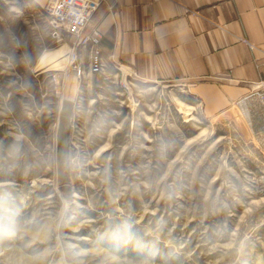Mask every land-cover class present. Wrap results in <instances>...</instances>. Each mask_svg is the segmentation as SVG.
I'll return each mask as SVG.
<instances>
[{
    "label": "rangeland",
    "instance_id": "rangeland-1",
    "mask_svg": "<svg viewBox=\"0 0 264 264\" xmlns=\"http://www.w3.org/2000/svg\"><path fill=\"white\" fill-rule=\"evenodd\" d=\"M48 33L0 0V264H264V132Z\"/></svg>",
    "mask_w": 264,
    "mask_h": 264
},
{
    "label": "crops",
    "instance_id": "crops-1",
    "mask_svg": "<svg viewBox=\"0 0 264 264\" xmlns=\"http://www.w3.org/2000/svg\"><path fill=\"white\" fill-rule=\"evenodd\" d=\"M26 1L47 9L52 0ZM89 27L106 60L136 81L179 87L212 124L228 114L264 132L263 107L238 105L252 92L243 82L264 79V0H102Z\"/></svg>",
    "mask_w": 264,
    "mask_h": 264
},
{
    "label": "built area",
    "instance_id": "built-area-1",
    "mask_svg": "<svg viewBox=\"0 0 264 264\" xmlns=\"http://www.w3.org/2000/svg\"><path fill=\"white\" fill-rule=\"evenodd\" d=\"M101 3L102 0H52L47 9H34L47 24L51 41L69 46L70 50L66 55L69 71L80 80L87 76L106 75L110 69L123 72L120 66L109 63L104 57L101 32L95 27H89L92 14ZM127 75L136 80L132 74ZM243 83L250 86L252 92L239 101L238 105L242 107L254 100L264 109V79ZM249 111L247 107L246 114Z\"/></svg>",
    "mask_w": 264,
    "mask_h": 264
},
{
    "label": "bare ground",
    "instance_id": "bare-ground-1",
    "mask_svg": "<svg viewBox=\"0 0 264 264\" xmlns=\"http://www.w3.org/2000/svg\"><path fill=\"white\" fill-rule=\"evenodd\" d=\"M65 44V43H64ZM70 50V49H69ZM69 52V51H68ZM68 54V53H67ZM181 104H184V103H182V102H180ZM180 105V104H179ZM182 106V105H181Z\"/></svg>",
    "mask_w": 264,
    "mask_h": 264
}]
</instances>
